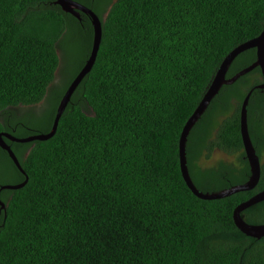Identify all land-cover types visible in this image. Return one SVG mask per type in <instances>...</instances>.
Returning <instances> with one entry per match:
<instances>
[{
	"label": "trees",
	"instance_id": "obj_1",
	"mask_svg": "<svg viewBox=\"0 0 264 264\" xmlns=\"http://www.w3.org/2000/svg\"><path fill=\"white\" fill-rule=\"evenodd\" d=\"M101 20L95 61L46 140L3 137L24 174L0 147V264H264V237L242 233L233 209L264 189V89L259 67L223 84L190 129L185 157L200 191L245 182L240 134L260 158L250 190L203 199L180 172L181 129L225 55L264 28V0H75ZM54 0H0V132L15 137L51 129L61 95L90 54V18ZM72 52L48 110L28 118ZM239 53L225 77L250 65ZM64 63V62H63ZM221 117L219 120L218 118ZM36 124V126H35ZM219 150L233 160L200 165ZM264 223V200L241 212Z\"/></svg>",
	"mask_w": 264,
	"mask_h": 264
},
{
	"label": "water",
	"instance_id": "obj_2",
	"mask_svg": "<svg viewBox=\"0 0 264 264\" xmlns=\"http://www.w3.org/2000/svg\"><path fill=\"white\" fill-rule=\"evenodd\" d=\"M55 4H58L61 9L64 12H67L77 19H80L79 14L83 13L86 14L90 18V22L92 25L93 30V36H92V46L90 50V54L83 63V65L80 67L78 72L75 74V76L71 79L67 87L65 88L63 94L61 95L59 102L57 104L55 115L53 118L51 129L46 133H36L27 137H15L7 132H0V147L7 151L9 157L13 161L14 165L17 167V169L24 174L23 169L20 166V163L9 147V145L5 142L3 137L8 138L12 141L16 142H29L34 140H46L50 138L57 127L58 120L64 111L66 105L68 104L72 93L82 80V78L90 71L96 57V53L99 47L100 39H101V20L98 17V15L89 7L75 1V0H54ZM254 48L255 49V60L245 68L241 69L237 73H235L232 77L226 78L225 74L226 71L233 61V59L242 51ZM255 67H259L262 81L261 83L257 84L256 87L260 89H264V28L260 31V33L255 36L254 38H251L247 41H244L238 45H236L233 49H231L225 57L222 59L218 69L216 70L209 86L207 87L206 91L204 92L202 98L200 99L199 103L193 110V112L190 114V116L185 121L181 132L179 136V143H178V151H179V166H180V172L183 177V180L185 181L187 187L192 191L194 195H196L199 198L203 199H215V198H221L227 195H230L234 192L243 191V190H250L254 188L259 180L260 176V158L255 153V149L251 143L248 129H247V120H246V105L249 99L250 91L245 95L241 106H240V114H239V124H240V134L241 139L243 143L244 148V157L247 159L249 168H250V174L248 179L240 184H236L233 186H230L229 188L222 189L219 191H213V192H204L200 191L196 185L193 183L191 176L188 172V168L186 165V157H185V147H186V137L190 131V129L193 127L195 122L200 118L206 107L208 106L209 102L213 98V96L218 92L220 87L223 84L232 83L234 80H236L239 76L245 74L246 72L252 70ZM26 182V176L25 179L16 184H2L0 185L1 189H16L21 187ZM264 200V189H261L254 193L251 197L248 199L240 202L238 205H236L233 209L232 218L234 221V224L236 227L245 235L253 238H261L264 237V223H249L246 222L241 212ZM5 211V204L3 201L0 200V212Z\"/></svg>",
	"mask_w": 264,
	"mask_h": 264
},
{
	"label": "rangeland",
	"instance_id": "obj_3",
	"mask_svg": "<svg viewBox=\"0 0 264 264\" xmlns=\"http://www.w3.org/2000/svg\"><path fill=\"white\" fill-rule=\"evenodd\" d=\"M58 55H59V66L55 72L54 78L51 81V83L49 84L47 91L44 95V97L36 104L32 105V106H19L18 108H15L14 110L17 112H20L21 110H26L28 108H32L29 110V114L27 115L28 118H37L42 116L49 108L50 106V102L51 100L48 98L50 92L53 90V88L59 84L61 82L62 79V73H61V69H62V65H65L69 62L70 60V56L72 55V52L70 53V51H64V54L62 56V52L60 51V49H57ZM64 62V63H63ZM221 117L218 118V120ZM36 126V124H35ZM226 160V161H231L233 160L232 156H227L226 154H224L223 152L219 151V150H214L210 157L208 159L205 158H201L199 163L202 166H209L212 165L213 163H215L217 160ZM11 177L12 175L8 172H6L4 169H0V181L1 182H9L11 181Z\"/></svg>",
	"mask_w": 264,
	"mask_h": 264
},
{
	"label": "flooded vegetation",
	"instance_id": "obj_4",
	"mask_svg": "<svg viewBox=\"0 0 264 264\" xmlns=\"http://www.w3.org/2000/svg\"><path fill=\"white\" fill-rule=\"evenodd\" d=\"M1 212H2V211H1ZM1 212H0V213H1Z\"/></svg>",
	"mask_w": 264,
	"mask_h": 264
}]
</instances>
